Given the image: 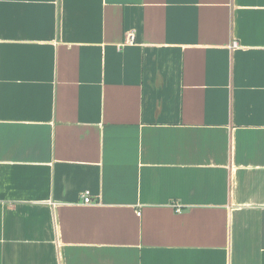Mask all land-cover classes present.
Wrapping results in <instances>:
<instances>
[{"label": "crops", "instance_id": "1", "mask_svg": "<svg viewBox=\"0 0 264 264\" xmlns=\"http://www.w3.org/2000/svg\"><path fill=\"white\" fill-rule=\"evenodd\" d=\"M0 264H264V0H0Z\"/></svg>", "mask_w": 264, "mask_h": 264}, {"label": "built area", "instance_id": "2", "mask_svg": "<svg viewBox=\"0 0 264 264\" xmlns=\"http://www.w3.org/2000/svg\"><path fill=\"white\" fill-rule=\"evenodd\" d=\"M133 40H134V34H133V32H130L129 34H127V42L132 43ZM237 46H238V42L232 41L230 48H235ZM82 200L84 203H90L91 202L89 192L87 190H85L83 192Z\"/></svg>", "mask_w": 264, "mask_h": 264}]
</instances>
